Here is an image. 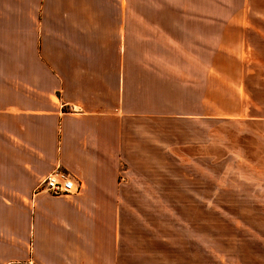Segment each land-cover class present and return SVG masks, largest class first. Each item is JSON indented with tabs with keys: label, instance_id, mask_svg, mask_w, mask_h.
I'll return each mask as SVG.
<instances>
[{
	"label": "crops",
	"instance_id": "crops-1",
	"mask_svg": "<svg viewBox=\"0 0 264 264\" xmlns=\"http://www.w3.org/2000/svg\"><path fill=\"white\" fill-rule=\"evenodd\" d=\"M254 47L264 0H0V264H118L126 152L175 120L264 122ZM55 169L74 196L34 191ZM243 238L236 264H264V230Z\"/></svg>",
	"mask_w": 264,
	"mask_h": 264
},
{
	"label": "rangeland",
	"instance_id": "rangeland-1",
	"mask_svg": "<svg viewBox=\"0 0 264 264\" xmlns=\"http://www.w3.org/2000/svg\"><path fill=\"white\" fill-rule=\"evenodd\" d=\"M254 49L264 55V48ZM8 55L9 49H0V74L5 76ZM260 77L254 79L259 87L253 107L264 105ZM7 83L0 80V94ZM155 136L140 151L126 152L119 168L133 194L114 200L116 229L110 240L118 264H236L235 251L245 233L264 230V122L175 120L170 133ZM43 177L34 186L36 193L43 191ZM5 198L23 199L11 192ZM26 199L30 202L32 194Z\"/></svg>",
	"mask_w": 264,
	"mask_h": 264
},
{
	"label": "built area",
	"instance_id": "built-area-1",
	"mask_svg": "<svg viewBox=\"0 0 264 264\" xmlns=\"http://www.w3.org/2000/svg\"><path fill=\"white\" fill-rule=\"evenodd\" d=\"M40 184L41 189L50 195H67L78 191L76 182L62 171L44 176Z\"/></svg>",
	"mask_w": 264,
	"mask_h": 264
}]
</instances>
